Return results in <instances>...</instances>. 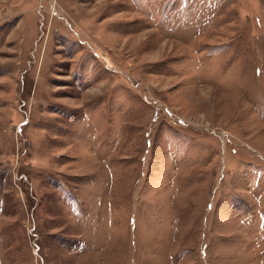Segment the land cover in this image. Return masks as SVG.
Wrapping results in <instances>:
<instances>
[{
    "label": "rangeland",
    "instance_id": "rangeland-1",
    "mask_svg": "<svg viewBox=\"0 0 264 264\" xmlns=\"http://www.w3.org/2000/svg\"><path fill=\"white\" fill-rule=\"evenodd\" d=\"M0 264H264V0H0Z\"/></svg>",
    "mask_w": 264,
    "mask_h": 264
}]
</instances>
